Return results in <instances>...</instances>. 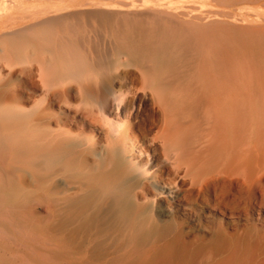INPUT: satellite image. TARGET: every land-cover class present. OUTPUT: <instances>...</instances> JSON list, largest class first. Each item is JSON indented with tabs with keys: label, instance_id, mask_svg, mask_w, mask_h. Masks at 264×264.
I'll return each instance as SVG.
<instances>
[{
	"label": "bare ground",
	"instance_id": "6f19581e",
	"mask_svg": "<svg viewBox=\"0 0 264 264\" xmlns=\"http://www.w3.org/2000/svg\"><path fill=\"white\" fill-rule=\"evenodd\" d=\"M0 264H264V0H0Z\"/></svg>",
	"mask_w": 264,
	"mask_h": 264
},
{
	"label": "rangeland",
	"instance_id": "374dc122",
	"mask_svg": "<svg viewBox=\"0 0 264 264\" xmlns=\"http://www.w3.org/2000/svg\"><path fill=\"white\" fill-rule=\"evenodd\" d=\"M197 6L202 7V4L199 3V5H197ZM251 6L254 7L255 5H251ZM252 7H251V8H252ZM219 8H222V7H219ZM251 10L254 11V8H253V9H247L246 11L251 12ZM251 13H252V12H251Z\"/></svg>",
	"mask_w": 264,
	"mask_h": 264
}]
</instances>
